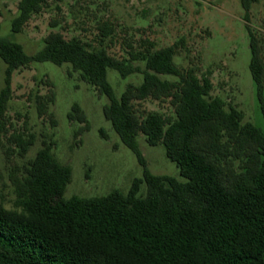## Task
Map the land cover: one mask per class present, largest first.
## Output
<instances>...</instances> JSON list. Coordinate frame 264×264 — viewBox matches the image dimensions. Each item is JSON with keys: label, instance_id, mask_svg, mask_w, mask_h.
Masks as SVG:
<instances>
[{"label": "trees", "instance_id": "16d2710c", "mask_svg": "<svg viewBox=\"0 0 264 264\" xmlns=\"http://www.w3.org/2000/svg\"><path fill=\"white\" fill-rule=\"evenodd\" d=\"M239 1L264 117L263 50L250 26L251 10L260 0ZM47 3L20 0L12 33H21ZM113 34V26L103 23L101 45L92 48L52 30L33 55L20 43L0 38V57L7 65L0 93V149L16 196L13 208L0 204V264H264V130L213 96L210 77H200L193 67H178L181 41L160 49L152 42L145 48L130 46L118 58L103 45ZM43 62L69 64V75L78 73L108 98L106 120L143 167V179L134 180L127 193L67 199L72 170L55 156V142L44 140L34 158L26 160L36 135L9 134L6 113L13 75ZM111 69L123 79L141 75L142 82L128 84L118 98L108 79ZM36 100L43 116L54 95H37ZM146 100L168 102L172 111L140 112L138 104ZM49 117L56 126L54 114ZM69 119L85 124L77 134L89 129L79 104L73 105ZM140 135L150 146L165 147L182 179L150 171ZM143 184L146 194H141Z\"/></svg>", "mask_w": 264, "mask_h": 264}, {"label": "rangeland", "instance_id": "374dc122", "mask_svg": "<svg viewBox=\"0 0 264 264\" xmlns=\"http://www.w3.org/2000/svg\"><path fill=\"white\" fill-rule=\"evenodd\" d=\"M19 2L0 0V38L20 43L27 54L41 50L44 38L52 30L62 32L67 39L78 37L97 48L101 45L99 27L105 22L113 26L114 34L103 45L118 58L125 57L130 46L145 48L152 42L155 49H160L181 41L175 57L178 67H193L200 77H210L213 96L237 107L244 113L245 122L264 130V117L249 68L251 51L239 0H48L41 14L34 16L21 33L14 34L12 20ZM53 22L57 24L54 29ZM250 26L260 40L264 57V0L253 6ZM6 68L0 57V93L6 84ZM70 71L69 64L57 66L51 62L33 63L17 71L12 78L6 113L7 130L9 134L28 131L36 135V144L26 160L34 158L44 140L55 142V156L72 170L65 198L102 197L114 190L127 193L134 180L143 179V167L106 120L104 106L108 98L82 81L78 73L69 75ZM108 79L118 98L128 84L142 82L141 75L123 79L112 69ZM37 95H54L48 114L40 115ZM76 103L89 123V129L81 134L77 133L85 124L69 119ZM138 110L169 114L172 107L168 102L146 100L138 104ZM49 113L54 114L56 126L52 125ZM139 143L153 174L182 179L179 167L168 159L163 145L150 146L143 135ZM8 171L0 149V204L13 208L16 196ZM146 191L143 184L141 194Z\"/></svg>", "mask_w": 264, "mask_h": 264}]
</instances>
